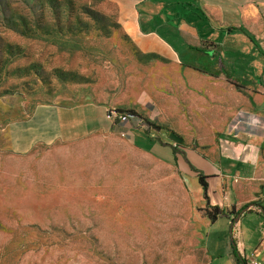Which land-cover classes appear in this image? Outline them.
<instances>
[{
  "label": "rangeland",
  "instance_id": "obj_1",
  "mask_svg": "<svg viewBox=\"0 0 264 264\" xmlns=\"http://www.w3.org/2000/svg\"><path fill=\"white\" fill-rule=\"evenodd\" d=\"M134 14L0 0V264H207L230 247L220 225L207 244L208 207L173 162L171 132L196 149L213 130L206 80Z\"/></svg>",
  "mask_w": 264,
  "mask_h": 264
},
{
  "label": "crops",
  "instance_id": "obj_2",
  "mask_svg": "<svg viewBox=\"0 0 264 264\" xmlns=\"http://www.w3.org/2000/svg\"><path fill=\"white\" fill-rule=\"evenodd\" d=\"M134 17L142 35L206 80L199 111L213 130L196 149L182 138L186 154L179 158L176 150V157L195 200L206 207L197 169L209 176L210 204L223 210L208 222L207 244L220 225L230 247L223 252L217 240L207 264H242L233 245L243 260L264 264V0H135Z\"/></svg>",
  "mask_w": 264,
  "mask_h": 264
},
{
  "label": "trees",
  "instance_id": "obj_3",
  "mask_svg": "<svg viewBox=\"0 0 264 264\" xmlns=\"http://www.w3.org/2000/svg\"><path fill=\"white\" fill-rule=\"evenodd\" d=\"M222 71V70H220ZM220 71H216L215 73H219ZM229 77V76H228ZM230 78V77H229ZM237 86H239V84H237ZM240 87V86H239ZM132 111V110H131ZM183 141L180 143L182 144ZM173 152H174V155L176 154V148H173ZM173 162L178 166V162H177V157L175 156L173 158ZM193 168V167H192ZM194 169V168H193ZM195 170V169H194ZM196 171V176L198 177V180L200 182V184L202 185L203 187V190H204V197L205 199L207 200V209H208V216L209 218L213 221L215 219H217V217L219 215H221L223 213V210L217 206V205H211L210 204V197H209V182H208V175L205 174L203 171H199V170H195ZM249 206V205H248ZM247 206V207H248ZM233 250H234V253L235 255L237 256L238 260L242 263V264H246V261L243 260L240 255L238 254L237 250H236V246L233 245Z\"/></svg>",
  "mask_w": 264,
  "mask_h": 264
},
{
  "label": "built area",
  "instance_id": "obj_4",
  "mask_svg": "<svg viewBox=\"0 0 264 264\" xmlns=\"http://www.w3.org/2000/svg\"><path fill=\"white\" fill-rule=\"evenodd\" d=\"M260 227H261V235H262L261 239L262 241H264V218L260 223ZM245 260H246V264H263L262 261L255 256L247 257L245 258Z\"/></svg>",
  "mask_w": 264,
  "mask_h": 264
},
{
  "label": "water",
  "instance_id": "obj_5",
  "mask_svg": "<svg viewBox=\"0 0 264 264\" xmlns=\"http://www.w3.org/2000/svg\"><path fill=\"white\" fill-rule=\"evenodd\" d=\"M110 114H111V112H110ZM170 137L177 143H181L183 140L182 137L180 135L176 134L175 132H171Z\"/></svg>",
  "mask_w": 264,
  "mask_h": 264
}]
</instances>
